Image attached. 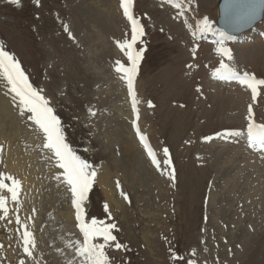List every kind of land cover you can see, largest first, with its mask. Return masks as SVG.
Segmentation results:
<instances>
[{
	"label": "rangeland",
	"instance_id": "374dc122",
	"mask_svg": "<svg viewBox=\"0 0 264 264\" xmlns=\"http://www.w3.org/2000/svg\"><path fill=\"white\" fill-rule=\"evenodd\" d=\"M216 4L217 0L185 3L179 18L181 10L166 0H134L133 4V14L145 28L136 47L146 49L135 83L138 121L158 159L163 161V148L169 149L173 181L152 166L147 155L148 161H143L128 145L132 119L124 81L114 71V62L120 59L127 64L115 42L126 33L130 38V25L119 0H40L39 7L33 0H20L19 6L0 0V42L21 61L33 86L43 89L69 146L105 178L104 182L94 179L85 207L89 219H107L103 208L107 203L119 228L114 234L128 246V251L107 250L112 264H174L170 248L186 258L196 249L198 264H217L212 263V255L205 260L201 253L203 246L212 244L221 246L224 254L218 264L251 263V246L239 254L232 238L247 230L263 232L259 224L264 219V155H258L264 152L250 150L243 137L202 139L245 126L247 106L253 103L250 90L237 82L220 80L222 84L211 74L219 65L214 50L218 39L213 38L214 32L197 31V21L208 16L217 28ZM63 23L69 25L75 41L63 31ZM235 37L225 41L233 51L229 63L264 78V15L252 29ZM195 45L199 47L193 57ZM7 92L0 80V171L22 181L18 214L36 239L34 258L28 264H67L72 250L66 243L80 239L72 220L71 194L54 178L60 170L52 154L41 147L43 134L19 115ZM149 100L154 107L148 106ZM253 112L258 122L264 121V89ZM224 179L230 182L225 185ZM104 185L114 193L111 197L103 191ZM214 185L217 193L211 199ZM255 189L263 193L256 195ZM121 190L129 200L120 195ZM220 195L225 196L221 207L229 216L224 223L217 205ZM9 206L15 207L11 202ZM8 219L0 220V264H18L24 258L18 225L13 215ZM260 232L252 248L261 256L254 264H264ZM224 238L230 241L225 247Z\"/></svg>",
	"mask_w": 264,
	"mask_h": 264
},
{
	"label": "snow or ice",
	"instance_id": "6c2138e0",
	"mask_svg": "<svg viewBox=\"0 0 264 264\" xmlns=\"http://www.w3.org/2000/svg\"><path fill=\"white\" fill-rule=\"evenodd\" d=\"M9 2L19 6L20 0H9ZM33 2L37 7L40 6V0H33ZM166 3L181 10L177 12L176 18H179L183 14L184 4L191 5L194 0H166ZM133 4L134 0H119V7L130 25V38L126 33L122 41L117 40L115 42L119 50L127 57V64L120 59L115 60L114 71L120 74V79L126 83L128 96L131 98L132 112L135 117L132 120V128L135 130L140 144L157 170L161 171L162 174L166 173L174 181L175 169L172 167L169 149L164 147L163 154L165 158L163 161L158 159L157 154L148 142L147 136L141 132L138 125L139 110L137 105L139 101L136 97L135 80L146 49L145 47H136L137 42L145 35V28L141 20L133 14ZM261 15H264V0H226L225 28L232 29L249 24ZM62 27L69 39L75 41V36L69 25L63 23ZM197 31L202 33L214 32L219 37L215 41L216 47L214 50L220 60L218 67L212 70V76L218 80L235 81L247 88L250 90L253 102L247 106L245 126L226 128L214 133V135L204 136L202 139L211 141L214 138H219L236 141L243 137L249 148L264 152V121L258 122L253 112V104L257 101V97L261 95V90L264 89V78H257L255 73L248 71L241 72L229 63L233 60V51L226 46L225 41L234 40L236 37L229 31L215 28L208 16H204L197 21ZM198 47L199 45L194 46L192 50L193 57L196 55L195 48ZM188 67L191 68L192 65H188ZM0 80H3L5 87L8 89L6 95L9 93L12 95L13 104L19 110V115L26 117L27 121L32 122L43 134L41 147L52 154L54 165L60 170L54 178L60 180L71 194L76 227L81 233L82 239L70 240L66 243V247L72 250V258L67 261V264H112L107 250L114 248L128 251V246L121 243L114 234L119 231V228L111 216L107 203L103 205L107 219H98L96 216L88 218L85 202L96 177L94 166L87 160L82 159L80 155H77L66 142L61 121L55 114L50 100L43 93V89L33 86L21 61L15 54L6 51L2 42H0ZM196 90L197 92L201 91L199 85ZM148 106L154 107L152 101H148ZM88 111L91 115H95L91 108ZM2 150L3 145H0V151ZM116 186L118 189L120 188L118 181ZM21 187L22 181L20 179L11 173L0 171V220L8 219L10 214L15 217V223L18 225L16 231L24 253V258H21L18 264H28V259L34 258L36 239L28 223L22 221L18 214L20 211ZM5 192L7 195L4 194ZM120 195L125 200H129L128 194L123 190L120 191ZM10 202L15 207L10 208ZM33 212H35V209H33ZM27 219L31 220L32 217L29 216ZM8 223H12V220L8 219ZM57 251L60 252L61 249H57ZM169 253L174 264H198V260L195 258L196 249L191 250L189 258L180 255L171 248Z\"/></svg>",
	"mask_w": 264,
	"mask_h": 264
},
{
	"label": "bare ground",
	"instance_id": "6f19581e",
	"mask_svg": "<svg viewBox=\"0 0 264 264\" xmlns=\"http://www.w3.org/2000/svg\"><path fill=\"white\" fill-rule=\"evenodd\" d=\"M218 28V27H217ZM253 28V27H252ZM252 28H250V29H252ZM250 29H248V30H250ZM248 30H246V31H248ZM246 31H244V32H246ZM243 32V33H244ZM240 35V34H239ZM221 81H223V80H221ZM219 82H220V80H219ZM233 82H235V81H233ZM220 83H222L223 84V82H220ZM221 84V85H222ZM221 96V95H220ZM141 122V121H140ZM129 126V125H128ZM128 131H130V127L127 129ZM131 132V131H130ZM129 132V133H130ZM128 133V135L129 136H131V142H129L128 143V145L129 144H131V149H132V151H134L135 152V154L138 156V157H140V158H142L143 159V161H144V159L146 160V161H148L147 160V158H146V154H145V152H144V150H143V148L141 147V145H140V143H139V141L137 140V138L135 137V134L134 133H131V135ZM129 141V140H128ZM129 148V149H130ZM128 149V148H127ZM238 149L239 148H237L236 150L238 151ZM250 150H252V148L250 149ZM257 150V149H256ZM242 151V150H241ZM258 151H260V150H258ZM239 152H240V150H239ZM252 152V151H251ZM262 152V151H261ZM260 153V152H259ZM237 154V153H236ZM138 157H137V159L136 160H138ZM135 158V157H134ZM232 158V157H231ZM230 158V159H231ZM139 161V160H138ZM142 161V160H141ZM142 164V163H141ZM143 165V164H142ZM144 166V165H143ZM146 166V165H145ZM139 168L141 169V167L139 166ZM145 168V167H144ZM147 168V167H146ZM142 170H144V169H142ZM258 171V170H257ZM221 172V171H220ZM259 173L261 172V171H258ZM257 172V173H258ZM258 173V174H259ZM133 175H134V173H133ZM134 179H135V177H133ZM95 179H98V180H103L102 182H104L105 181V178L103 177V175L100 173V171L99 170H97V174H96V177H95ZM195 179V178H194ZM144 180V179H143ZM198 182V181H197ZM224 182H225V185L226 184H228V182H230V181H228V180H225L224 179ZM141 183V182H140ZM144 183V182H143ZM218 183H220V182H218ZM218 183H217V185H218ZM222 183V182H221ZM188 184V183H187ZM215 186L216 185H214V189H213V187H212V189H211V191H210V193H209V195H210V197L209 198H211V199H213L212 198V195L214 196L215 195V193H217L216 192V190H215ZM223 186V185H222ZM113 187V186H112ZM220 187V186H219ZM223 189H224V186H223ZM225 190V189H224ZM103 191L106 193H108V196L109 197H111V190L109 191L108 190V187L106 188V185H104L103 186ZM115 191V190H114ZM218 192H220V191H218ZM254 193L256 194V195H261L263 192L261 191V192H259V190H257V189H255V191H254ZM112 194H114V193H112ZM114 196V195H113ZM195 196V195H194ZM221 196V197H220ZM219 197L220 198H218L217 199V205L222 209V207H221V205L225 202V196H223V195H220ZM246 198H249V196L248 195H246V197H245V199ZM115 199V198H114ZM236 199V198H235ZM112 200V199H111ZM233 200H234V198H233ZM262 200H264V196H262ZM113 201V200H112ZM187 204V203H186ZM116 205H118V203L116 202ZM229 208V210H230V205L228 206ZM228 210H220V212H219V214H220V221H221V223H224V221L226 220V212H227ZM264 213V212H263ZM230 214V213H229ZM219 217V216H218ZM227 217H229L228 215H227ZM232 217V215H230V218ZM263 219V218H262ZM190 224V223H189ZM228 224V223H227ZM260 225V229L263 231V232H260L259 230L258 231H256V230H253V232L252 231H250V233L248 232V230H247V232H245V233H239L238 235L240 236L239 238H238V236H234V238H232V239H234V241H235V247L236 246H238V251H236V252H238L239 254H241V252L243 253V251L245 252L246 251V248H248L249 246H251V249H252V252H251V254H253V256L251 257L252 258V260H250V262L252 263V264H254L256 261H257V259H258V257L259 256H261V255H259V256H257L258 255V252H257V248H255V249H253L252 248V246H255V241H254V239L256 238V236H257V234L260 232L261 234H264V219L261 221V223L259 224ZM250 229V228H249ZM241 234V235H240ZM246 236H247V238H246ZM166 240V239H165ZM223 241H224V244L222 243V246H227V245H229V240H228V242L226 243V240H225V238L223 239ZM204 247V249L201 251V253L204 255V257H205V260H206V258H207V256L208 255H212L211 256V258L213 257L214 258V260L212 261V263H220V261H222V259L224 260V254H223V251H221V246H219V245H211V246H209V247H205V246H203ZM248 253V252H247ZM262 254H263V252H262ZM244 255V254H243ZM255 255V256H254ZM211 258H210V260H211ZM248 258V257H247ZM250 258V257H249ZM248 258V259H249ZM249 261V260H248ZM232 262V261H231ZM263 262V261H262ZM261 261L259 262V264H261L262 263ZM246 263V262H245ZM250 263V264H251ZM229 264H232V263H229ZM263 264V263H262Z\"/></svg>",
	"mask_w": 264,
	"mask_h": 264
},
{
	"label": "water",
	"instance_id": "95a60500",
	"mask_svg": "<svg viewBox=\"0 0 264 264\" xmlns=\"http://www.w3.org/2000/svg\"><path fill=\"white\" fill-rule=\"evenodd\" d=\"M225 3H226V0H218L216 4V8H217L216 25L218 28L224 29L225 31H229L233 35H239L243 33L244 31L254 27L263 18V15H261L249 24H244V25L232 28V29L225 28Z\"/></svg>",
	"mask_w": 264,
	"mask_h": 264
}]
</instances>
